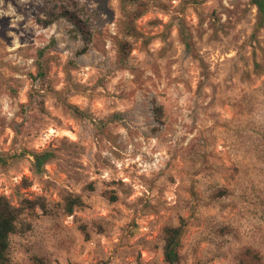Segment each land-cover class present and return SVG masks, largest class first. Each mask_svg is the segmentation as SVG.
Instances as JSON below:
<instances>
[{"label": "rangeland", "instance_id": "374dc122", "mask_svg": "<svg viewBox=\"0 0 264 264\" xmlns=\"http://www.w3.org/2000/svg\"><path fill=\"white\" fill-rule=\"evenodd\" d=\"M75 2L88 44L51 20ZM258 22L251 0H0L9 264H166L180 224L177 264H264Z\"/></svg>", "mask_w": 264, "mask_h": 264}, {"label": "trees", "instance_id": "16d2710c", "mask_svg": "<svg viewBox=\"0 0 264 264\" xmlns=\"http://www.w3.org/2000/svg\"><path fill=\"white\" fill-rule=\"evenodd\" d=\"M251 2L258 8V26H264V0H251ZM51 15L53 16L51 20L65 18L71 21L76 30L83 36L86 44L90 43L92 39L89 26L90 16L85 6H78L75 2V4ZM40 67L42 68L43 65L41 64ZM37 159L42 163V156H37ZM82 204L83 201L80 197H70L66 203V209L72 213L75 205ZM41 207H45L43 203H41ZM23 211V207L14 205L8 197L0 195V264H9L11 261V235L19 231V220ZM183 226L184 224L170 226L165 230L164 260L166 264H177L179 261Z\"/></svg>", "mask_w": 264, "mask_h": 264}]
</instances>
